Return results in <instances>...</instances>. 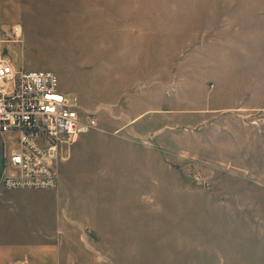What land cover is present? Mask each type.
Wrapping results in <instances>:
<instances>
[{
    "label": "rangeland",
    "instance_id": "rangeland-1",
    "mask_svg": "<svg viewBox=\"0 0 264 264\" xmlns=\"http://www.w3.org/2000/svg\"><path fill=\"white\" fill-rule=\"evenodd\" d=\"M18 2L0 0L6 38L19 25L27 49L25 60L11 61L57 72L71 103L77 94L83 112L98 120L93 131L130 126L148 136L146 162L130 172L141 185L128 188L125 251L116 253V264H264V135L257 156L255 131L240 130L239 122L214 128L215 136L230 129L232 140L213 152L202 147V132L187 131L188 94L201 102L202 80L213 77L203 70L204 34L216 32L220 16L234 9H255L260 26L264 0H38L24 4L46 11V21L35 25H27ZM142 113L136 123L128 120ZM246 114L264 130L263 109ZM8 137L0 135V175L13 146ZM85 189L65 193L74 203Z\"/></svg>",
    "mask_w": 264,
    "mask_h": 264
},
{
    "label": "crops",
    "instance_id": "crops-1",
    "mask_svg": "<svg viewBox=\"0 0 264 264\" xmlns=\"http://www.w3.org/2000/svg\"><path fill=\"white\" fill-rule=\"evenodd\" d=\"M13 1L19 4L18 0ZM36 1L21 0L23 13L26 9L27 25L46 21V11L24 9V4ZM40 1L46 4V0ZM248 11L234 9L231 15L220 11L223 15L216 32L205 33L202 38L203 70H212L213 77L210 76L212 82L207 78L202 80L207 95L201 102L191 99L188 94V118L193 121L187 124V131L195 136L202 132V147L212 152L215 147L219 150L221 143L232 140L228 126L224 127L228 131L220 130V134L214 135L215 127L224 126L225 121L230 123L231 120L240 123V130L248 127L255 131L251 153L259 155L263 152L258 143H261L264 130L259 126L258 117L250 121L246 113L264 110V100L258 101L259 95L264 93V33H259L264 31V21L259 26L256 10L251 9L250 14ZM11 16L17 15L11 12ZM246 19L251 24H247ZM0 27L2 31L3 28L10 30L2 23ZM13 28L18 29L20 36L23 34L19 25ZM21 42L19 39L6 43L10 60L21 55L26 59L27 49H22ZM213 63V68H210ZM79 104L82 108L80 100ZM143 114L128 120L136 123ZM200 119L202 121L196 123ZM129 127L122 131H92L81 135L59 162L60 180L56 190H7L1 183L2 171L0 264H116V253L125 251L124 239L128 228H125L124 213L128 209V188L141 185L140 176L137 182L130 172L137 168L140 171L141 164L146 162L148 136ZM208 138L214 142H207ZM74 185L86 189L79 192L81 197L72 203L70 194L65 191ZM64 193L66 196L62 199Z\"/></svg>",
    "mask_w": 264,
    "mask_h": 264
},
{
    "label": "built area",
    "instance_id": "built-area-1",
    "mask_svg": "<svg viewBox=\"0 0 264 264\" xmlns=\"http://www.w3.org/2000/svg\"><path fill=\"white\" fill-rule=\"evenodd\" d=\"M19 37L17 28L6 38L0 27V135L15 144L4 155L1 183L7 190H56L65 151L97 129L98 120L77 97L71 103L57 72L14 65L6 43Z\"/></svg>",
    "mask_w": 264,
    "mask_h": 264
}]
</instances>
